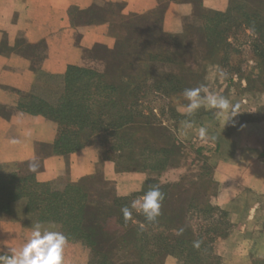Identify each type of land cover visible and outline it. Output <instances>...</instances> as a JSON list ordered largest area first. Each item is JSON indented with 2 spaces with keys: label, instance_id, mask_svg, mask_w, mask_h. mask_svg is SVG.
<instances>
[{
  "label": "trees",
  "instance_id": "trees-1",
  "mask_svg": "<svg viewBox=\"0 0 264 264\" xmlns=\"http://www.w3.org/2000/svg\"><path fill=\"white\" fill-rule=\"evenodd\" d=\"M202 16L205 66L218 64L231 74L243 73L230 36L244 27L254 37L251 45L258 65L257 73L250 72L247 79L251 88L264 92V0H231L227 12ZM131 26L135 29L131 38L111 50L119 62L117 72L101 74L70 66L54 102L35 98L21 108L53 117L58 125L56 155L75 153L91 143L104 148V138L110 136L118 158L103 151L102 160H113L117 173L146 174L141 191L120 196L115 182L101 171L62 188L39 182L34 174L4 173L0 214L9 215L15 204H22L37 222L57 225L67 241L86 246L88 264H164L168 256L182 264L218 261L216 244L229 236L232 225L228 211L213 203L220 185L207 158L194 180L162 181L164 173L181 165L183 155L176 133L159 116L183 119L176 102L185 104L183 92L191 87L192 76L185 69L188 30L166 33L157 9L135 17ZM157 101L166 103L160 115L153 105ZM152 186L164 194L161 215L149 223L133 212V220L125 223L121 209ZM196 241L199 249L193 247ZM256 264H264V259Z\"/></svg>",
  "mask_w": 264,
  "mask_h": 264
},
{
  "label": "crops",
  "instance_id": "crops-1",
  "mask_svg": "<svg viewBox=\"0 0 264 264\" xmlns=\"http://www.w3.org/2000/svg\"><path fill=\"white\" fill-rule=\"evenodd\" d=\"M230 5L231 0H0V175L34 174L39 182H54L62 188L103 171L115 182L118 195L141 190L146 174L117 173L113 162H101L99 143L56 155L58 125L53 117L28 113L21 105L53 97V88L63 87L70 66L101 74L117 72L119 62L111 50L135 33L131 26L135 17L157 9L163 15L166 33L188 30L185 69L192 76L190 88L208 84L210 90L222 94L225 87L229 92L224 96L240 105L239 114L227 123L218 120L214 110L204 108L189 116L181 111L188 101L176 102L182 121L193 123L187 131L181 121L179 134L192 146H199L197 151H213L219 156L213 169L220 189L213 203L228 211L232 225L229 236L216 244L218 261L203 264H256L263 260L264 101L251 95L256 89L251 88L246 75L220 80L213 73L221 66L204 63L207 51L202 14L227 12ZM201 126L207 128L209 139L206 143L200 140V144L196 130ZM33 161L39 163V174L29 171ZM34 223L35 217L20 203L13 206L11 214H0V255L20 248ZM89 258L86 246L67 241L65 264H88ZM164 264L182 263L168 256Z\"/></svg>",
  "mask_w": 264,
  "mask_h": 264
},
{
  "label": "clouds",
  "instance_id": "clouds-1",
  "mask_svg": "<svg viewBox=\"0 0 264 264\" xmlns=\"http://www.w3.org/2000/svg\"><path fill=\"white\" fill-rule=\"evenodd\" d=\"M227 75L223 69L213 73V76L220 80L226 79ZM183 97L188 103L181 108V111L189 116L204 108L214 110V115L218 120L228 123L240 111L238 103L234 104L229 97L210 90L208 84L185 89ZM182 127L185 130L192 129L193 123L189 120L182 121ZM196 131L202 142H208L206 127L201 126ZM212 139L215 138L212 137ZM12 143H16V141L13 140ZM28 167L29 171L39 174L38 162H30ZM163 200L164 194L159 187L152 186L150 190L133 200L130 207L126 206L121 209L125 223L133 220V212L142 214L149 223L155 222L161 215ZM55 227V225L45 226L43 223H34L26 242L20 248L9 249L10 254L0 255V264H65L64 250L67 245V237L63 232L53 230ZM140 227L143 229L145 225L141 224ZM193 247L199 249L200 242H194Z\"/></svg>",
  "mask_w": 264,
  "mask_h": 264
},
{
  "label": "rangeland",
  "instance_id": "rangeland-1",
  "mask_svg": "<svg viewBox=\"0 0 264 264\" xmlns=\"http://www.w3.org/2000/svg\"><path fill=\"white\" fill-rule=\"evenodd\" d=\"M184 30V29H183ZM183 31L180 33L182 34ZM250 31H248L247 29H245L244 27L242 29H240V33H238L237 36L232 37L230 36V40L233 41V45L234 48L239 51L240 55L238 56V66L237 67H241L243 68L244 72L242 74H244V76H248L250 74V67H252V70H255L258 68L257 65V60L256 57L254 56L253 50H252V43H253V39L254 37L250 36ZM222 69L228 74L227 78H229L231 75V72H229V68L225 67ZM254 73H257V70L254 71ZM259 74V72H258ZM53 80H55V77L53 78ZM58 80V79H57ZM46 90V89H43ZM50 89H47V91H49ZM63 90L62 87L60 88H53V91H55V93H61ZM229 91L227 90V88L223 87L221 90V93L224 95L225 93H228ZM251 95L254 96L255 100L258 102H262L264 101V92H259V91H251ZM55 93H53V97L49 95L50 98L47 97L46 101L48 102H54L58 95H55ZM154 107L156 109H158L157 113L159 114V109L161 107H164L166 105V103L164 101H157L155 104H153ZM160 120L164 121L170 128V130L172 131V133H176V135L178 136V142L183 145V155L181 158V165L178 168L172 169L167 171L166 173L163 174L162 177V181L163 182H174V181H179L181 178L185 177L184 180L186 181H191L194 180L196 175H198V173L201 171V168L203 167V157L207 158L208 163L210 166H212L213 168L216 167V164L218 163L219 160V156L217 153L212 152H201L200 154L199 152H197L198 147L196 145V147L192 146V142H187L184 138L183 133L180 135L178 129V126L180 125L181 121H178L176 118H170L169 117H160ZM183 120V119H182ZM201 121V120H200ZM180 122V123H179ZM179 124V125H178ZM188 131V130H187ZM105 136V135H104ZM106 145L105 147L101 148V153L103 151H108L110 156L113 158H118V153H115L111 150V147L114 143V140L108 136L104 138ZM200 143V139L198 140ZM185 142V144L183 143ZM183 143V144H182ZM198 143V142H197ZM198 143V144H199ZM201 144V143H200ZM201 147V146H200ZM116 156V157H115ZM111 162H113V160H109ZM101 162H105L104 160H102L101 158ZM115 164V162H113ZM116 166V164H115ZM116 170V169H115ZM104 178L107 179V177L105 176L104 172L101 171ZM122 174H126V173H122ZM128 174V173H127ZM146 179H147V175H146ZM145 179V180H146ZM141 191V190H139ZM138 192V191H136ZM134 193V192H133ZM195 218V222L199 221L197 220L196 217ZM57 226V225H55ZM88 249V248H87ZM89 250V249H88ZM89 255H90V251H89Z\"/></svg>",
  "mask_w": 264,
  "mask_h": 264
}]
</instances>
